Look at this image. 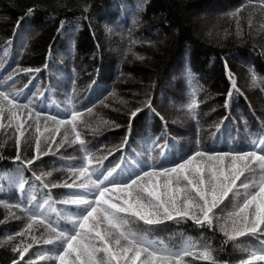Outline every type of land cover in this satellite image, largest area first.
<instances>
[{
  "label": "trees",
  "instance_id": "trees-1",
  "mask_svg": "<svg viewBox=\"0 0 264 264\" xmlns=\"http://www.w3.org/2000/svg\"><path fill=\"white\" fill-rule=\"evenodd\" d=\"M28 7H33L31 15H25ZM207 7L215 8L210 11L219 21L202 32L190 12ZM157 14L165 16L164 25L153 24ZM165 23L176 36L159 46L155 38ZM0 65V80L12 74L8 83L15 89L28 96L44 93L35 109L44 115L28 120L23 110L19 120L21 160L37 154V137L42 152L22 170L23 191L15 183L20 167L13 163L16 121L0 120V264L17 258L11 251L14 245L31 243L33 236L49 238L44 225L30 221L31 213L25 211L29 200L43 203L50 197L62 217L75 212V206L62 203L70 195L63 184L74 179L69 168L77 165L81 151L78 142L69 143L74 139L70 126L57 132L50 117L67 119L64 112H80L76 131L94 162L99 160L101 167L120 164L124 175L149 162L168 167L196 150L250 151L251 142L264 137V0H0ZM21 69L39 71L29 76ZM250 69L258 77L255 83ZM227 72L234 74L239 94L233 91L226 108L231 87ZM137 79L147 89L131 93ZM193 98L194 116L187 107ZM136 107L141 112L129 124V112ZM229 197L218 206L220 211L213 210L211 228L181 220L155 226L140 222L133 230L170 248L185 241L209 246L216 264H239L246 259L245 249L259 248L264 236L236 242L224 238L216 217L234 211L235 201ZM50 247L33 244L22 264H55L37 260ZM185 259L188 264H213L195 256Z\"/></svg>",
  "mask_w": 264,
  "mask_h": 264
},
{
  "label": "snow or ice",
  "instance_id": "snow-or-ice-1",
  "mask_svg": "<svg viewBox=\"0 0 264 264\" xmlns=\"http://www.w3.org/2000/svg\"><path fill=\"white\" fill-rule=\"evenodd\" d=\"M236 11L239 12V9ZM32 13L33 7H28L25 15ZM63 26L64 21H61L58 33ZM6 43L10 44L11 40ZM225 67L227 69V62ZM20 71L30 76L39 69ZM250 74L255 83L258 79L256 73L250 69ZM227 76L231 87L225 98L226 108L233 91L239 94L234 74L227 72ZM11 79L12 74L0 80V89H6L0 90V120L6 117L16 121L15 128L19 134L15 139L17 154L13 163L20 165L15 169V183L23 191L26 182L22 170L32 165L42 152L37 137V154L31 159L21 160L20 136L23 132H19V129L23 125L19 123L20 115H24L23 110H27L25 118L28 120L33 114L35 118L42 117L44 113L35 109L44 93L28 96L22 90L15 89L14 84H9ZM22 98L26 103H20ZM187 107L194 116L197 107L195 98ZM90 111L85 109V112ZM140 112L141 107L129 112V124ZM64 115L67 119H59V116L49 119L56 125L54 130L57 132L61 126L65 129L70 126L74 139L69 140V143L78 142L81 151L77 165L69 168L70 179H74L71 183L63 184L70 195L62 203L75 206V212L64 213L62 217L50 197L43 203L33 204L29 200L30 207L25 211L31 213L30 221L44 225L49 238L39 241L33 236L31 243L14 245L11 251L17 258L11 264H17V260L22 264L25 253L37 243L51 246L43 255H37V260L50 259L55 264H188L185 258L193 256L212 260L216 264L209 246L185 241L180 247L170 248L161 241L148 239L142 232L133 230V225L143 222L145 226H155L165 221L191 220L197 225L204 224L211 228L215 215L213 210L220 211L218 206L230 193L229 199L235 201L234 211L216 217L222 221L217 227L224 238L236 242L242 237L264 236V137L260 143L253 140L250 144L253 150L250 151L196 150L168 167L159 162H149L124 175L120 164L101 167L99 160L94 162V155L81 138V133L76 131L77 124L82 123V114L70 109ZM0 127H3L2 123ZM65 139H68L67 134ZM123 146L122 141L120 147ZM163 151L161 149L162 154ZM33 177L40 180L35 173ZM41 187L47 190L49 186L41 182ZM62 218L67 222L61 223ZM26 227L30 229L31 222ZM8 239L12 240V237ZM245 251L246 259L239 264H264V242H261L259 248H246Z\"/></svg>",
  "mask_w": 264,
  "mask_h": 264
},
{
  "label": "rangeland",
  "instance_id": "rangeland-1",
  "mask_svg": "<svg viewBox=\"0 0 264 264\" xmlns=\"http://www.w3.org/2000/svg\"><path fill=\"white\" fill-rule=\"evenodd\" d=\"M211 9H215V8H210L207 7L204 10H200L198 11L196 8H191V12H190V18L193 22V24L197 27V29L201 30L202 32L204 30H208L209 26H213V24H217L219 21V16L218 15H214L213 11H210ZM152 22L153 24L160 25L163 24L165 22V16L163 14H157L154 16V18H152ZM211 24V25H209ZM217 26V25H216ZM164 31L161 32V34L159 35V37L155 38L158 42V45L161 46L162 44H164L165 42H167V40H169L172 37L176 36V31L171 30V28L166 25L164 26ZM119 50V48H117ZM155 52V50H152ZM150 59V58H149ZM147 59V60H149ZM152 59V58H151ZM135 85L132 86V89L130 91H132L131 93H134V90H146L147 89V85L145 84L146 82H143L141 79H137L136 82H134ZM21 117V115H20ZM20 123V122H19ZM23 130L20 128L19 132H22Z\"/></svg>",
  "mask_w": 264,
  "mask_h": 264
}]
</instances>
